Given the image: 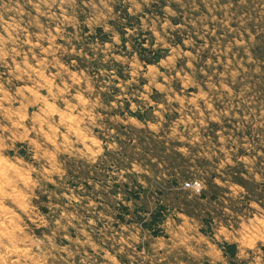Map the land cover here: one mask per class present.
<instances>
[{"label":"rangeland","instance_id":"obj_1","mask_svg":"<svg viewBox=\"0 0 264 264\" xmlns=\"http://www.w3.org/2000/svg\"><path fill=\"white\" fill-rule=\"evenodd\" d=\"M0 264H264V0H0Z\"/></svg>","mask_w":264,"mask_h":264},{"label":"trees","instance_id":"obj_2","mask_svg":"<svg viewBox=\"0 0 264 264\" xmlns=\"http://www.w3.org/2000/svg\"><path fill=\"white\" fill-rule=\"evenodd\" d=\"M144 43V42H143ZM150 53L152 57L148 60L144 59V56ZM140 57L142 60H146L145 62H149L151 64H158L161 61V58L163 57L161 54H158L157 52H151L149 49L143 46V44L140 45ZM158 211V210H157ZM160 212L158 211L157 214H153V217L159 216ZM225 255L229 257H235L237 255V245L236 244H230L225 243L223 246Z\"/></svg>","mask_w":264,"mask_h":264},{"label":"built area","instance_id":"obj_3","mask_svg":"<svg viewBox=\"0 0 264 264\" xmlns=\"http://www.w3.org/2000/svg\"><path fill=\"white\" fill-rule=\"evenodd\" d=\"M185 186L191 188L197 194L202 193L204 190L203 183L199 180L188 181L185 183Z\"/></svg>","mask_w":264,"mask_h":264}]
</instances>
